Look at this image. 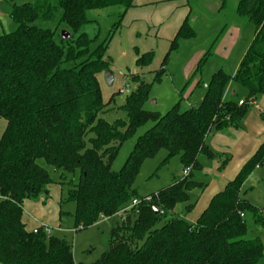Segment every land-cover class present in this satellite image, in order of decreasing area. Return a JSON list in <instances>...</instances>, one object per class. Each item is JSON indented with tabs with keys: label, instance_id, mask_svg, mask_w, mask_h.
Here are the masks:
<instances>
[{
	"label": "trees",
	"instance_id": "obj_1",
	"mask_svg": "<svg viewBox=\"0 0 264 264\" xmlns=\"http://www.w3.org/2000/svg\"><path fill=\"white\" fill-rule=\"evenodd\" d=\"M133 1L35 0L9 6L16 28L0 34V117L7 122L0 138V264H83L75 261L66 238L47 232L45 225L35 233L23 222L25 201L46 196L51 184L68 187L60 199V220L71 216L76 230L103 216L120 219V211L140 199L123 223L121 218L112 226L109 249L90 264L264 263L262 240L248 237L249 215L254 224L264 225V210L242 193L264 158V145L195 222L174 213L180 203L186 213L193 211L191 197L207 186L196 178L202 161L223 155L208 144L210 134L241 128L249 106L264 94V0H238V12L254 24L255 37L235 74L214 73L199 106L182 109L178 101L165 113L148 110L150 84L145 82L125 93L119 108L126 118L109 121L105 114L116 93L105 102L99 80L112 65L109 39L96 44L98 37L83 29L94 21L89 11L115 6L122 12L112 31L119 29ZM54 21L55 27L45 25ZM60 25H66L71 38L58 35ZM194 36L187 17L170 41L156 81L180 40ZM208 53L199 58L193 75ZM137 54L138 67L151 64L153 51ZM231 83L247 89L243 104L225 98ZM149 121L154 124L137 138L122 168L114 170L122 144ZM161 150L166 151L163 164L179 156L183 172L190 171L146 200L135 182L144 161ZM70 205L73 212L66 210Z\"/></svg>",
	"mask_w": 264,
	"mask_h": 264
},
{
	"label": "rangeland",
	"instance_id": "obj_2",
	"mask_svg": "<svg viewBox=\"0 0 264 264\" xmlns=\"http://www.w3.org/2000/svg\"><path fill=\"white\" fill-rule=\"evenodd\" d=\"M1 1V0H0ZM35 0H6L4 7L12 3L34 2ZM178 6L187 8L189 20L195 36L181 39L176 50L170 52L165 73L160 81L155 80L156 71L162 67V62L169 51L170 42L166 37V26L152 22L150 18L125 21L122 26L114 31V26L120 19L122 8L119 6L103 10H91L88 16L93 22L85 25L84 31L90 37H98L97 43L109 39L107 55L111 57V68L115 81L109 86L104 79V72L99 74L102 81V93L105 102H108L113 94L114 101L110 105L112 110L105 114V118L113 121L117 118H126V114L119 107L124 104L126 94L122 92L124 83L133 91L142 83H149V99L145 104L148 110L167 112L174 104L181 101V108L188 105L199 106L203 100V86L207 84L215 72L222 69L228 74H235L240 61L246 54L255 37V26L246 16L239 14L238 0H176ZM181 1V4H180ZM11 19L0 14V34L16 28L11 25ZM57 21L45 24L55 27ZM153 25H157L155 28ZM160 25V26H159ZM66 25H60L58 35L62 37V31ZM69 31V30H68ZM140 53L153 51V60L148 67L140 68L136 65L137 51ZM209 52L196 75H193L199 58ZM119 72L123 73L120 76ZM202 80V84H198ZM238 89L239 97L248 95L246 88L234 84ZM6 120L0 117V138L6 127ZM154 123L147 122L140 127L136 134L127 139L113 163L114 170H120L132 151L137 138L149 129ZM166 151L161 150L155 157L144 161L135 182V187L142 196L157 193L163 187L171 184L175 178H181L184 174L180 157L174 156L163 164ZM46 166L44 160H40ZM52 177H56L53 168H49ZM78 178V172L75 179ZM258 190H249V200L255 206L264 210V195L261 194L262 186ZM68 187L51 184L50 194L42 195L39 199H30L25 204V211L31 226L46 225L51 227V232L64 237L72 243L74 259L78 263L90 264L97 261L104 252L109 249L110 233L112 226L120 222L118 217L101 220L92 226L76 230L74 220L65 215L60 220L58 216L59 199L67 193ZM264 190V189H263ZM40 198H44L43 202ZM194 198L191 197L190 201ZM41 202L38 206L37 204ZM73 205L66 210L73 212ZM185 211V204L177 205L174 213L181 214ZM264 217V212H263ZM126 218L122 219L121 223ZM251 226L248 232L249 238L260 237L264 244V225L254 224L251 215L248 217ZM120 224V223H119ZM264 264V263H263Z\"/></svg>",
	"mask_w": 264,
	"mask_h": 264
},
{
	"label": "crops",
	"instance_id": "obj_3",
	"mask_svg": "<svg viewBox=\"0 0 264 264\" xmlns=\"http://www.w3.org/2000/svg\"><path fill=\"white\" fill-rule=\"evenodd\" d=\"M5 2L6 0L0 1V14L7 16L9 19V6L5 8ZM189 15L190 13L187 8L179 7L178 1L176 0H134L133 6L126 11L124 19H126L125 21H134L148 17L152 22L166 26V37H168L170 42L177 33L180 25ZM153 27L157 28L158 26L153 25ZM100 83L102 86L101 80ZM207 85L208 83L203 86V98ZM238 92V89L231 83L226 89L225 98L238 101L244 99L238 96ZM191 106L193 105H188L186 108ZM208 144L215 152L223 155L212 160L204 159L202 161V171L196 173V178L207 182V186L204 190L199 192V194L195 193L192 196L194 198L193 202H195L193 211L189 213L184 211V213L180 214L191 222H195L198 219L200 214L207 208L214 195L222 191L226 184L237 176L243 166L252 159L261 146L264 145V94L249 106L241 128L237 129L230 127L223 132H213L208 137ZM226 158H228V161L222 168L221 166ZM260 186H262V190H260L262 191L261 194L264 195V158L261 163L257 164L253 172L246 179L242 187V193L249 199L248 191H252L253 189L258 190ZM49 187L50 185L48 186V194H50ZM43 199L44 198H40L42 202ZM60 199L58 207L59 218ZM29 200H26L24 203L23 222L26 224L27 229L32 231L43 224L36 226H31L29 224L25 211V204ZM40 204L41 202H38L33 205L39 206ZM46 227L49 228L48 232H51V227Z\"/></svg>",
	"mask_w": 264,
	"mask_h": 264
},
{
	"label": "built area",
	"instance_id": "obj_4",
	"mask_svg": "<svg viewBox=\"0 0 264 264\" xmlns=\"http://www.w3.org/2000/svg\"><path fill=\"white\" fill-rule=\"evenodd\" d=\"M119 74H120V76H123V73H122V72H119ZM122 92H124V93H126V94H129V93L131 92V89H130V87H129V85H128L127 83H126V84L124 83L123 88H122ZM243 102H244L243 100H240V101H239V104H243ZM189 171H190V169L187 168V169L184 171V174L187 175V174L189 173ZM145 199H146V200H151V197H150V196H146ZM139 202H140V199H133L129 206L125 207L124 209H122V210L120 211V213L118 214V215L120 216V218L124 219V218H125V213H126L128 210H130L131 208H133V207H135L136 205H138ZM104 219H108V218L103 216V217H102V220H104ZM38 229H39V227H38V228H35L33 231L36 233V232H38ZM46 231H47V232L49 231V228H48V227H46Z\"/></svg>",
	"mask_w": 264,
	"mask_h": 264
},
{
	"label": "water",
	"instance_id": "obj_5",
	"mask_svg": "<svg viewBox=\"0 0 264 264\" xmlns=\"http://www.w3.org/2000/svg\"><path fill=\"white\" fill-rule=\"evenodd\" d=\"M62 39L64 40H67L69 38H71L72 34L64 29L62 31ZM104 79H105V82L109 85V86H112L114 84V80H115V76H114V72L112 69H108L104 72ZM48 192V191H47ZM156 213H159V210L158 209H155Z\"/></svg>",
	"mask_w": 264,
	"mask_h": 264
}]
</instances>
